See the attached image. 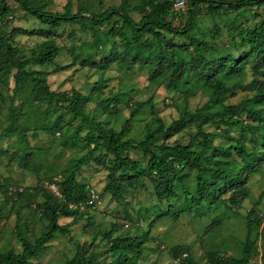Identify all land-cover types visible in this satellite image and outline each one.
<instances>
[{
	"label": "trees",
	"instance_id": "1",
	"mask_svg": "<svg viewBox=\"0 0 264 264\" xmlns=\"http://www.w3.org/2000/svg\"><path fill=\"white\" fill-rule=\"evenodd\" d=\"M15 1L50 31L66 23L79 24L81 29L93 37L94 49L105 48L109 42V49L112 48V51L101 58L103 67L111 61L124 62L128 68H132L134 64L146 66L149 80L162 77L166 81V87L173 88L184 96L194 94L195 87L203 86L213 98L212 105L216 108L207 106L205 110L197 108L194 111L180 109L179 117L166 126L156 118L157 124L148 125L145 134L138 139L131 137L129 133L140 107L131 112L119 130L107 126V118L117 111L118 96L113 94L100 98L92 111H87V95L76 90H72L70 94L50 90L45 72L32 66L54 65V60L59 55V47L47 39L38 44L30 56L18 57L17 49L13 45V37L18 31L5 29L3 23L10 9L6 0H0V85H7L11 76L14 82L13 99H21L18 105L11 103L9 124L2 131L3 136L22 133L20 130L23 128L19 126L18 119L23 107L29 110L32 108L28 107H34L35 102L48 100L55 109L63 108L79 121V128L73 133L63 135L60 140L62 145L81 142L87 146L86 152L69 167L62 181H49V184H55L60 196L51 192V189L45 191L43 215L48 224L43 231L30 241L26 237L24 223L17 220L14 233L21 244V250L0 251V264H30V259L40 256L48 248L47 243L50 240L57 234L66 233V227L58 223V218H75L81 215L79 208L70 205L87 199L88 186L79 183L76 175L81 166L94 158L97 152L105 156L102 163H107L106 190L114 198L120 196L127 184L147 176L158 199L181 201L179 205L168 203L166 210L162 212V215L172 221H177L182 214L200 215L219 206L231 209L245 198L246 174L264 162V133H261L264 127V107H257L264 104V79L254 77L243 85L244 89H253L254 92L238 104H225L223 97L229 91L225 82L229 76L241 74L246 65L257 75L264 69V18L248 28L241 26L242 12L233 16L227 24L229 34L232 39L238 37L239 45L246 46L235 56L230 52L220 53L206 39L205 32L198 25L196 7L200 2L206 3L208 14L215 17L225 11L222 10L224 4L239 10L262 6L264 0H187V20L183 26L177 27L171 20H167L168 16L178 17L180 14V10L174 9L176 0H139L132 6L131 0H120L117 6L107 7L101 12L92 11L85 6L72 12L70 0L62 11H46V4H35L29 0ZM102 3L99 0L101 7ZM130 9L142 13L138 20L129 15ZM118 21L120 25H115ZM165 33L170 36L167 37ZM219 33L220 28L215 26L209 35L217 36ZM41 34L48 36L45 29ZM116 37L118 42L115 41ZM175 37L182 38V42H174ZM119 46L121 51H117ZM93 57L94 51L80 55L82 64L93 63ZM244 114L257 123H244ZM99 116H104L105 119ZM208 123L238 127L241 130L240 140L234 141L233 138L215 131H205L203 126ZM192 125L196 128L193 137L195 142L156 143L157 139L167 140ZM81 128L86 129L83 135L80 134ZM57 129L60 126L56 118L49 132L54 134ZM247 133L250 135L249 142L253 144L251 148L245 143ZM223 136L229 138L225 144L214 143L215 138ZM28 150L24 152L27 156ZM130 150L140 151L146 163L142 165L139 160L130 157ZM189 171L194 172L193 184L190 186L187 181ZM227 192L229 195L223 197ZM254 229L255 225L248 218L247 233L241 242L238 256L225 257L210 252L207 255L208 262L250 264L257 247V236H252ZM103 236L111 241L109 250L114 256L111 261L113 264H133L141 253V246L147 240L145 234L112 238L108 232L103 233ZM260 238L264 241V225ZM182 252L181 248L172 249L179 264H194L188 255L181 257ZM261 257V264H264V245ZM63 264H88V261L82 252H78Z\"/></svg>",
	"mask_w": 264,
	"mask_h": 264
},
{
	"label": "rangeland",
	"instance_id": "2",
	"mask_svg": "<svg viewBox=\"0 0 264 264\" xmlns=\"http://www.w3.org/2000/svg\"><path fill=\"white\" fill-rule=\"evenodd\" d=\"M29 1L46 4V11H62L68 0ZM70 1L72 12H76L80 6L101 12L120 3V0H102L101 7L99 0ZM138 1L131 0L130 6ZM6 3L10 13L3 25L7 31H18L13 37L18 57L30 56L37 49V45L47 39L59 47V55L55 58L54 65L32 66L45 72L50 90L60 94H70L72 90H76L87 95V111H92L100 98L113 94L118 96L117 111L107 118V126L119 130L131 112L140 107L129 133L131 137L138 139L145 134L148 125L157 124L156 118L166 126L179 117L180 109L194 111L197 108L205 110L207 106L216 108L212 105L213 98L203 86L195 87L194 94L184 96L183 93L166 87V81L162 77L149 80L146 66L134 64L132 68H128L124 62L111 61L103 67L101 58L112 51V48L109 49V42L105 48L96 50L93 48V37L81 29L79 24L66 23L50 31L47 26L24 11L15 0H6ZM187 8V0H184L182 8L174 7L176 11L180 10L179 16H168L167 20H171L176 27L183 26L187 20ZM222 10L225 11L221 15L211 17L206 3L200 2L196 7L198 25L205 32L206 39L220 53L230 52L238 56L246 46L239 45L238 37L232 39L227 24L237 12H242L241 26L252 28L264 18V5L235 10L224 4ZM141 14L139 10H129V15L135 20ZM116 24L120 25V21ZM215 26L220 28V33L210 36L209 32ZM44 29L48 33L47 37L41 34ZM125 31L128 32V29ZM115 41L118 42V37ZM174 42L180 43L182 38L175 37ZM89 51H94L93 63L82 64L80 55ZM117 51H121L120 46ZM254 77L264 79V69L257 75L246 65L241 74L225 79L229 91L224 95L223 103L238 104L243 98L250 97L253 89H244L243 85ZM13 86L11 76L7 85H0V251L11 249L19 252L21 244L14 233L16 221L24 223L26 237L30 241L43 231L48 224L43 215V203L45 191L50 189L49 181H62L69 167L86 152L87 146L81 142L62 145L60 140L63 135L73 133L79 128V121L65 109H55L48 100L35 102L34 107L25 106L32 108L29 110L23 107L18 119L19 126L23 128L20 130L22 133L3 136L2 131L9 124L11 103L18 105L21 102L19 97L13 99ZM257 107H264V104ZM56 118L59 120L60 129L53 134L49 131ZM99 118L105 119L104 116ZM242 120L244 123H257L245 114ZM203 128L205 131H215L233 138L234 141H239L241 137L238 127L208 123ZM85 132L86 129L81 128L80 134ZM195 133L196 128L192 125L167 140L159 138L156 143L195 142ZM261 133H264V127ZM225 136L215 138L214 143L225 144L229 140ZM249 137L247 133L245 143L251 148L253 144L249 142ZM91 147L90 145L89 148ZM27 149L28 156L24 154ZM128 152L130 157L139 160L142 165L146 163L140 151ZM94 156L81 166L76 175L79 183L88 186L87 199L77 205L81 215L75 218L59 217L58 223L66 227V233L57 234L50 240L47 243L48 248L40 256L30 259V264H63L78 252H82L88 264H113L111 261L114 256L109 250L111 241L103 236V233L108 232L112 238L137 237L142 234L147 236L146 242L141 246V253L133 264H179V259L172 254L175 247L183 250L181 257L188 255L194 264H210L207 260L210 252L225 257L240 254L241 242L247 233L248 218L255 225L252 236H257V247L250 264L263 262L261 253L264 241L260 238V233L264 225V162L246 174L247 195L237 206L231 209L219 206L200 215L182 214L177 221H172L162 215V212L166 210L168 203L179 205V199L170 202L158 199L147 176L127 184L120 196L114 198L106 190L107 163H102L105 156L98 152ZM193 174L192 171L188 172L189 186L193 184ZM228 195L227 192L223 197Z\"/></svg>",
	"mask_w": 264,
	"mask_h": 264
},
{
	"label": "built area",
	"instance_id": "3",
	"mask_svg": "<svg viewBox=\"0 0 264 264\" xmlns=\"http://www.w3.org/2000/svg\"><path fill=\"white\" fill-rule=\"evenodd\" d=\"M183 5H184V0H176L175 3H174V7L175 8H182ZM49 188L54 192L55 195L60 196V193L58 192L57 187L55 186V184H51ZM77 205H78V203L77 204H72L70 206L78 208Z\"/></svg>",
	"mask_w": 264,
	"mask_h": 264
}]
</instances>
